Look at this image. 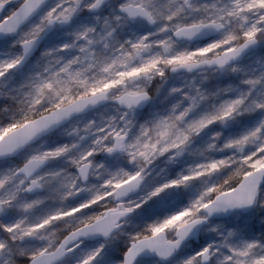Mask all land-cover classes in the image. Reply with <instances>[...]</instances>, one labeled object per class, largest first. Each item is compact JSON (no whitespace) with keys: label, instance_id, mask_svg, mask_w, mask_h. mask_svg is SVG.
Segmentation results:
<instances>
[{"label":"snow or ice","instance_id":"1","mask_svg":"<svg viewBox=\"0 0 264 264\" xmlns=\"http://www.w3.org/2000/svg\"><path fill=\"white\" fill-rule=\"evenodd\" d=\"M0 264H264V0H0Z\"/></svg>","mask_w":264,"mask_h":264}]
</instances>
